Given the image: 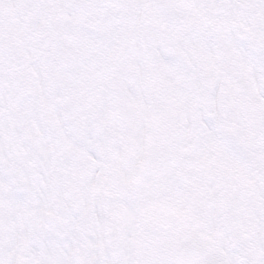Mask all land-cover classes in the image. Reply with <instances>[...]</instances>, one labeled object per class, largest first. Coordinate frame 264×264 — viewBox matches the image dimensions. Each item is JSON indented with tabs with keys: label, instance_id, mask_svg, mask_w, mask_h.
Wrapping results in <instances>:
<instances>
[{
	"label": "snow or ice",
	"instance_id": "6c2138e0",
	"mask_svg": "<svg viewBox=\"0 0 264 264\" xmlns=\"http://www.w3.org/2000/svg\"><path fill=\"white\" fill-rule=\"evenodd\" d=\"M0 264H264V0H0Z\"/></svg>",
	"mask_w": 264,
	"mask_h": 264
}]
</instances>
